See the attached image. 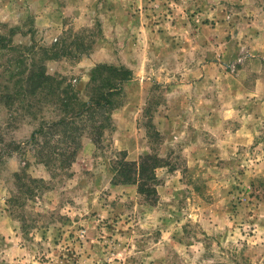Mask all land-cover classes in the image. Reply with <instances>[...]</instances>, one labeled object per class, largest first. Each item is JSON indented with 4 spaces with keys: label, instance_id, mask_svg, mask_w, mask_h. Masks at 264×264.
<instances>
[{
    "label": "rangeland",
    "instance_id": "obj_1",
    "mask_svg": "<svg viewBox=\"0 0 264 264\" xmlns=\"http://www.w3.org/2000/svg\"><path fill=\"white\" fill-rule=\"evenodd\" d=\"M0 36V264H264V0H0ZM34 60L71 109L130 68L113 126H51L58 94H17ZM121 150L163 159L154 204L114 183Z\"/></svg>",
    "mask_w": 264,
    "mask_h": 264
},
{
    "label": "trees",
    "instance_id": "obj_2",
    "mask_svg": "<svg viewBox=\"0 0 264 264\" xmlns=\"http://www.w3.org/2000/svg\"><path fill=\"white\" fill-rule=\"evenodd\" d=\"M1 42H3V38L0 36V43ZM17 68L16 78L20 88L17 94H20L21 100L30 97L41 98L42 95L49 96L58 94L59 96L60 92L57 90L63 93L65 92L67 95L74 92L70 85H67V88L63 91L61 90L63 84L62 79L50 75L44 66L43 60L40 62L34 60L32 66L25 69H21V66ZM132 75L133 71L125 66H116L108 63L97 64L92 70V75L87 85L89 91L88 100L82 101L77 98V109H71L70 102L59 96L58 98L63 100V111L65 115L53 121L50 125L55 127L64 126L68 123H75L74 117L83 119L85 115L89 114L92 120H95L96 116H105L104 120L109 122V125H112L111 115L112 111L117 107V96H120L122 92L123 83L130 80ZM97 122L100 124L101 118ZM105 127L106 125L103 123L99 125L101 130H104ZM41 130L43 129H40V132ZM77 132L78 129L75 130V134H73L74 140L78 136ZM35 137L36 132L32 135L33 139H35ZM71 148L72 147H66V150L61 153L66 156L67 159L65 160L69 165L70 162L74 161L72 156L77 152L76 149ZM53 152L56 154V151H52V154ZM115 152L117 161L113 166L115 172L113 177L114 183L137 185L138 193L141 194L148 203L154 204L157 201L156 170L163 165V159L156 152H153L142 155L139 160H128L126 150Z\"/></svg>",
    "mask_w": 264,
    "mask_h": 264
},
{
    "label": "crops",
    "instance_id": "obj_3",
    "mask_svg": "<svg viewBox=\"0 0 264 264\" xmlns=\"http://www.w3.org/2000/svg\"><path fill=\"white\" fill-rule=\"evenodd\" d=\"M86 60H89V58H87ZM263 88H259L257 94H261V91L263 92ZM264 111V100L260 101L258 103H255L254 105V112H262ZM255 115V113H253L252 115L249 116V118L253 117ZM254 140V135L253 132L250 128V126L248 125H243L240 128L231 131L226 139L224 141H222L218 147H238L241 145H248L251 142H253Z\"/></svg>",
    "mask_w": 264,
    "mask_h": 264
}]
</instances>
